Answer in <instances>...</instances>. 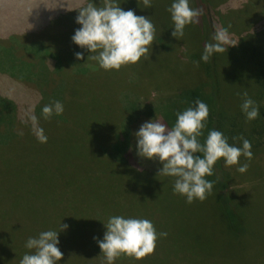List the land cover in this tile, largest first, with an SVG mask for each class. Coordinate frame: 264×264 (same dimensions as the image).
<instances>
[{
	"label": "rangeland",
	"instance_id": "1",
	"mask_svg": "<svg viewBox=\"0 0 264 264\" xmlns=\"http://www.w3.org/2000/svg\"><path fill=\"white\" fill-rule=\"evenodd\" d=\"M45 1L41 6L37 0H0V161L4 159L9 164L10 161L5 158H10V154H17L21 150L22 144L13 141L17 128L12 131L11 127L17 118L31 127L26 114L32 110L39 124H52L55 130L46 132L50 136L54 135L50 151L35 150L36 157L32 159L36 168L30 175L41 182L52 180L53 172L59 169L62 173L59 180H73L76 176L74 168L80 164L76 163L77 159L85 160V168L89 167L90 171L87 168L85 176L82 173V180L78 184L79 188L83 179L86 182L83 186L82 215V226L86 234L82 232L64 247L66 251L62 252L64 255L58 264H104L103 254H100L101 250L93 237L102 238L103 222L106 223L110 216V206L121 200L120 194L116 195L115 188L121 191L122 188L127 189V186L135 189L132 194L137 193L123 198L133 199L136 204L133 207L134 215L129 217L148 219L157 233L165 232L167 235L157 239L152 253L139 259L122 254L114 264H264L262 177L237 174L236 165L232 167L223 164L225 171L231 170L233 175H239L236 180L229 181V190H234L235 187L245 188L250 202L247 206L240 205L242 207L238 209L247 216L246 237L242 239L238 234H230V241L226 242L223 238L225 241L220 246L217 238L211 237L212 230L204 229L200 201L194 199L192 203H186L184 196L170 191L169 186L165 185L167 181H156L151 178L152 174L144 170L140 174L127 175V170L108 167L110 161L107 159L102 168L94 167L87 161V146H95L96 142L108 139L113 143H98L100 152L106 150L112 159L121 160L123 157L120 154L130 151L133 154L130 161L132 164L158 171L155 170L158 169V162L137 156L136 149L131 145H123L126 138L118 134L122 133L126 121L136 118L132 112L134 108H137L136 114L141 107L151 109L159 105L162 109L168 103L170 105L172 100L178 99L175 97L181 90L178 82H184L180 86L186 88L197 85L195 67L201 66L202 72V62L193 59L192 52L182 44L173 49L154 35L148 58L141 57L138 62L122 65L118 70H104L96 61L87 58L93 54L71 40L74 30L80 27L75 23L78 8L84 6L86 0ZM240 1L243 0H237L236 3ZM93 2L99 5V0ZM230 4L235 5L234 0H230ZM157 12L151 10L149 14L138 11L137 15L155 19L158 18ZM165 16L170 17V14ZM61 17L62 24L58 23ZM45 20L49 23L47 34L43 36V33L40 34L43 31L41 23ZM169 22H172L171 19ZM261 27L260 30L264 29V23ZM261 34L264 36V33ZM76 52L83 54L81 59H76ZM194 60L196 64L193 63ZM156 79L164 82L162 88L158 89ZM132 85L134 86L131 87ZM161 92L164 93L162 100H151ZM56 100L63 104V112L60 115L53 114L47 120L40 118L42 106ZM262 106L264 107V101ZM32 135L35 136L34 133ZM117 135L120 138L116 139ZM260 141L264 143V136ZM56 143L58 144L55 145ZM258 155L263 157V153ZM68 156L75 157V161H69ZM3 166L7 168V165L0 164V209L4 208L1 212L8 217L0 216V230L19 246L18 251L23 252L28 237H35L41 231L55 230V224L50 222L46 229L38 228L40 220L36 218L37 213L48 209V206L45 209L38 206L41 199L37 204L20 201L22 195L34 190L39 194L45 184H30L23 189L19 180L9 179V172ZM155 175V178L162 177L158 172ZM172 179L174 178L166 177V180ZM52 182L55 181L50 184ZM87 183H92L93 187ZM49 208H52L51 205ZM12 211L34 215V220L29 221V226H25L23 220L18 224ZM122 216L126 217L123 212ZM203 216L206 218L207 215ZM43 221L44 218L41 219ZM78 236L81 237L77 238ZM225 243L228 245L224 246ZM1 244L5 245V242Z\"/></svg>",
	"mask_w": 264,
	"mask_h": 264
},
{
	"label": "trees",
	"instance_id": "2",
	"mask_svg": "<svg viewBox=\"0 0 264 264\" xmlns=\"http://www.w3.org/2000/svg\"><path fill=\"white\" fill-rule=\"evenodd\" d=\"M236 1L237 0H234L235 5H231L230 0H190V7L203 9V14L196 18L197 22L195 24H189L185 27L184 36L181 39H176L170 35L172 31V22H169L170 17L165 16L168 13L166 8L170 5L171 0H152L150 8H145L143 0L117 1V3H120L122 9H132L136 15L138 11L149 14L151 10L158 11V18H149L155 25L156 31L154 35L164 40L165 43L167 42L173 49L178 48L179 44H182L188 51L192 52L193 59L197 60V62H201L200 55L204 45L214 42L212 36L217 30H224L229 42L236 43L235 45L229 46L227 44L223 45L225 51L214 53L207 63L202 62V72L201 66L196 65L195 73L197 85L186 88L185 86H180L181 84H185L184 82H178V88L181 89L177 96H175L178 99L172 100L170 105L168 103L162 109H160L159 105L151 107V109L141 107V110L138 108V114H136L137 108H134L132 112L136 118L131 121H126V124H124L122 128V133L118 134L120 137L126 138V143L123 145H131L136 149V138L134 133L138 130L139 126L149 118H155L156 116L168 128H171L175 123V114L179 111H183L185 108L192 105L196 99H199L205 102L209 109L207 125L203 130L204 136L199 138L201 143H203L208 129L221 131L228 137V143L235 144L236 146H240L241 138L248 139L251 143L252 157L250 160L247 159V170L241 173L235 168L236 173L246 176L254 175L255 177L258 176L264 179V147H262L264 143L260 141L264 136V107L262 106V102L264 101V36L261 34L264 33V29L260 30V28H262L261 24L264 23V0H243L240 1V3H236ZM163 43L162 41V48H164ZM166 52L170 54L169 51ZM181 74H183V71ZM179 77L183 78V76ZM155 83L158 89L159 87L162 88V84H164L163 81L160 82L158 79L155 80ZM133 86L134 85L131 87ZM128 87H130V85ZM120 88L123 87L121 86ZM134 90L138 91L139 89L134 88ZM243 92H247L248 96L260 105V115L254 120L246 121L244 115L240 111L239 104L241 102V96L239 94ZM162 95H164L163 92L151 98V100L160 101L163 99ZM18 119L19 118L13 122L14 129L13 127H11V129L15 131L17 128V134H15L13 141L22 144L21 150L18 151L17 154H10V158H5L10 161L9 164L4 159L0 161V164L7 165V168L4 166L3 168L4 170H8L9 179L19 180L23 189L29 187L30 184H45L43 190H40L39 194L34 190L30 194L22 195L20 201L27 202V204H37L36 202L41 199L38 206L42 209L48 206L47 210L40 211V214L37 213L36 218L40 220L39 229H46L50 222L55 224V230L59 228L60 221L61 224L66 223L68 225L67 229L61 230L58 233V247L61 252H65L66 249L64 247L71 244L74 237L82 232L86 234L82 226V215L84 211L83 186L86 182L83 179V184L79 188L78 184L79 180H82V173H84L83 176H85L86 169L88 168V172L90 171L89 167L85 168V160H76V163L80 164L74 168L76 176L73 180H77L75 182L70 179L59 180L62 174L59 169L53 172L54 178L52 180H43L41 182V180L32 177L30 174H32L36 168L34 159H32L36 157L35 150L40 149L41 152L45 150L50 151V144H54L51 143V138L54 137V135L50 136V134L46 132H54L55 126L52 124H44V122L39 124L41 125L40 127L43 128L44 134L47 136V142L40 143L35 136L32 135V128L26 125L24 120L20 119L19 121ZM20 132L23 134L20 135ZM118 135L116 139L120 138ZM234 137L235 139H233ZM101 142L106 144L113 143V141L103 139L96 142V144L92 143L95 144V146H91V144L87 146L89 150L87 161L91 162L94 167H104V161L107 159L110 161L108 167L113 166L111 169L127 170V175H132L134 173L140 174L142 170H144L152 174L153 176H151V178L156 179V181H167L165 185L169 186L170 191L173 190L174 179L166 180L167 176L155 178L154 176H156L155 174L158 171L148 170L137 164H132L130 161L133 154L130 151L121 153L120 155L123 157L121 160H117L116 158L112 159L111 154L107 153L106 150L103 152L98 150V143ZM57 144L58 143L55 145ZM260 153H263L262 158L258 155ZM112 155L115 156V154ZM125 158H127V160ZM74 159L76 158L68 156L69 161H73ZM244 163H246V158L241 156L239 158V164ZM223 164V158L219 159L213 167L214 174L206 177L208 180H212L209 178L215 179L212 180L214 181L213 189L212 193L207 195L205 200L200 201V208L203 213L202 220L205 221L204 229L212 230L211 237L215 236L220 246H222L221 242L225 241L223 238L226 239V242L229 240L230 234H238L242 239L246 237L247 226L245 224V219L247 216L245 217L238 209L242 207L240 205L247 206V203L250 202L249 195H246L245 188L235 187L234 190H229V181L236 180V177L239 175H233L231 170L230 172L225 171L223 169ZM239 164L236 166L238 167ZM156 167L159 169L161 167L160 163ZM51 181L55 182L50 184ZM123 183L126 182L123 181ZM87 184L93 187L92 183ZM105 186L107 187L108 185ZM133 190L135 189L129 188V186H127V189L122 188L121 191L115 188L116 195L118 196V194H120L121 200H116L117 204L110 206V216L114 213H116L115 215L122 216V212L126 217L132 214L134 215L133 207L136 205L135 201L130 198L123 199L136 195L137 193L132 194ZM73 192H76V194H73ZM50 205L52 208H49ZM3 209L4 208L0 209V216L7 218L8 216H6L4 212H1ZM50 210L51 213H49ZM13 213V217L16 220L15 222L17 223V221H19L18 224H21L23 220L25 226H29V221L34 220V215H24L21 212L12 211V214ZM204 214L207 215L206 218L203 216ZM42 218H44L43 222L46 223L41 222ZM3 233L4 232L0 230V264H19L22 255L30 250L24 248L23 252L18 251L19 246H17L11 238L4 236ZM216 233L218 236H216ZM80 237L81 236H78L77 238ZM1 242H5V245L1 244ZM227 245V243L224 244V246ZM211 246H213V244H211ZM200 264L204 263L201 262Z\"/></svg>",
	"mask_w": 264,
	"mask_h": 264
},
{
	"label": "clouds",
	"instance_id": "3",
	"mask_svg": "<svg viewBox=\"0 0 264 264\" xmlns=\"http://www.w3.org/2000/svg\"><path fill=\"white\" fill-rule=\"evenodd\" d=\"M143 3L145 8H150L152 0H143ZM166 11L172 21L170 35L176 39H181L185 27L195 24L196 18L203 14V9L190 7V0H171ZM75 23L80 27L74 30L72 42L93 54L87 58L96 61L104 70H118L122 65L138 62L141 57L148 58L156 31L149 17L136 15L132 9H122L117 0H100L99 5L86 0L84 6L78 8ZM212 40L214 42L204 45L201 62L207 63L214 53L225 51L223 45L236 44L229 42L224 30L215 31ZM82 55L81 52L75 53L77 60ZM239 95V108L245 120L256 119L260 115V105L247 92ZM63 110L59 100L53 101L42 106L40 118L47 120L53 114L60 115ZM26 115L37 141L46 143L47 136L39 126L37 116L32 110ZM175 116L171 128L156 116L144 121L134 133L136 154L159 162L158 174L174 178L173 193L184 196L186 203L190 204L194 199L203 201L212 193L214 181L206 177L214 174L215 163L223 158L225 166L238 165L241 156L250 160L251 143L241 138L240 146L229 144L228 137L216 129H208L201 143L199 138L204 136L209 109L199 99ZM247 167L246 163L239 164L237 171L243 173ZM103 227L102 238L94 236L93 239L103 254L104 264H114L122 254L136 259L150 254L157 239L167 235L165 232L157 233L148 219L121 215L109 216ZM67 228L68 225L60 221L58 229L28 237L24 247L30 251L22 255L19 264H58L63 255L58 247V233Z\"/></svg>",
	"mask_w": 264,
	"mask_h": 264
},
{
	"label": "crops",
	"instance_id": "4",
	"mask_svg": "<svg viewBox=\"0 0 264 264\" xmlns=\"http://www.w3.org/2000/svg\"><path fill=\"white\" fill-rule=\"evenodd\" d=\"M37 3H40L41 4V6L44 4V3H46V1L45 0H37ZM62 19V17L60 18V21L58 22V23H60V24H62V22H63V19ZM48 21H44L43 23H41V27H42V30L43 31H41V33L40 34H42L43 33V36H44V34H47L46 32L48 31L47 30V25H48ZM54 23V22H53ZM51 25H53V24H51ZM60 26V25H59Z\"/></svg>",
	"mask_w": 264,
	"mask_h": 264
}]
</instances>
